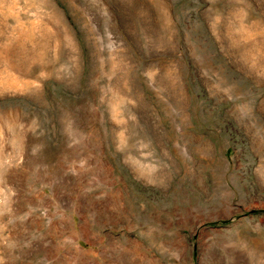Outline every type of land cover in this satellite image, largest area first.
<instances>
[{
	"label": "rangeland",
	"instance_id": "obj_1",
	"mask_svg": "<svg viewBox=\"0 0 264 264\" xmlns=\"http://www.w3.org/2000/svg\"><path fill=\"white\" fill-rule=\"evenodd\" d=\"M0 264H264V0H0Z\"/></svg>",
	"mask_w": 264,
	"mask_h": 264
}]
</instances>
